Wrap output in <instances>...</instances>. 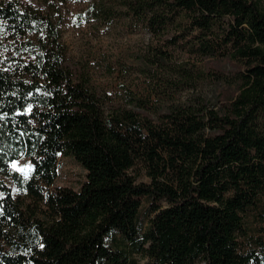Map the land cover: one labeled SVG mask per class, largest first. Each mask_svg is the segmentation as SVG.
Returning <instances> with one entry per match:
<instances>
[{"label":"trees","instance_id":"1","mask_svg":"<svg viewBox=\"0 0 264 264\" xmlns=\"http://www.w3.org/2000/svg\"><path fill=\"white\" fill-rule=\"evenodd\" d=\"M126 6L158 28L180 13L201 33L229 18L199 50L238 66V94L156 118L109 105L67 67L49 0H0V264H264V11L255 0ZM61 155L85 169L79 191L53 188ZM21 158L29 175L12 168Z\"/></svg>","mask_w":264,"mask_h":264},{"label":"rangeland","instance_id":"2","mask_svg":"<svg viewBox=\"0 0 264 264\" xmlns=\"http://www.w3.org/2000/svg\"><path fill=\"white\" fill-rule=\"evenodd\" d=\"M43 7L45 0H20ZM127 0H49L66 47V65L74 74H84L109 105L132 108L156 118L176 106L202 103L219 109L239 91V68L229 57L199 50L200 41L222 38L231 27L227 17L210 32L190 29L184 14L158 28L145 15H135ZM264 11V0H255ZM257 124L264 133V110ZM12 168L24 175L32 172L29 159L21 158ZM58 177L53 188L79 191L85 169L72 157H59ZM131 175L137 183H149L145 171ZM14 196L19 195L9 178L1 177ZM144 207L149 206L141 198ZM165 207V202L157 203ZM138 264L148 259L135 255ZM203 264V263H199Z\"/></svg>","mask_w":264,"mask_h":264}]
</instances>
